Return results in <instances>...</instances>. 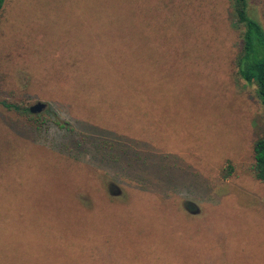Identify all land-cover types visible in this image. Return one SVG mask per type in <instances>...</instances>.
Segmentation results:
<instances>
[{
	"label": "rangeland",
	"instance_id": "374dc122",
	"mask_svg": "<svg viewBox=\"0 0 264 264\" xmlns=\"http://www.w3.org/2000/svg\"><path fill=\"white\" fill-rule=\"evenodd\" d=\"M232 1H4L0 264H264Z\"/></svg>",
	"mask_w": 264,
	"mask_h": 264
},
{
	"label": "trees",
	"instance_id": "16d2710c",
	"mask_svg": "<svg viewBox=\"0 0 264 264\" xmlns=\"http://www.w3.org/2000/svg\"><path fill=\"white\" fill-rule=\"evenodd\" d=\"M4 1L0 0V11ZM232 10L234 26L237 29L239 27L242 29L241 47L236 57L238 74L246 83L256 85V95L264 107V28L250 16L248 0H233ZM0 105L7 111L16 113L27 122H31L33 127L42 117L41 114H30L28 107H21L16 103L3 100L0 101ZM252 151L254 158V164L251 168L253 177L264 184V136L253 142ZM6 256L0 245V261L4 260Z\"/></svg>",
	"mask_w": 264,
	"mask_h": 264
},
{
	"label": "water",
	"instance_id": "95a60500",
	"mask_svg": "<svg viewBox=\"0 0 264 264\" xmlns=\"http://www.w3.org/2000/svg\"><path fill=\"white\" fill-rule=\"evenodd\" d=\"M45 108H46V104L45 103L36 102L32 106H30L28 109H29L30 114L37 115V114H40ZM113 189H115V187L113 185H111L109 187V191L112 192ZM119 194H120V192L117 190L115 195L117 196Z\"/></svg>",
	"mask_w": 264,
	"mask_h": 264
}]
</instances>
